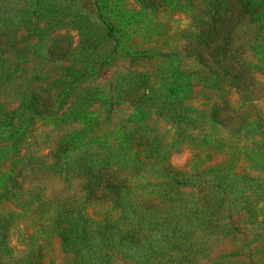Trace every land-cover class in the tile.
Listing matches in <instances>:
<instances>
[{
  "label": "rangeland",
  "instance_id": "obj_1",
  "mask_svg": "<svg viewBox=\"0 0 264 264\" xmlns=\"http://www.w3.org/2000/svg\"><path fill=\"white\" fill-rule=\"evenodd\" d=\"M206 4L0 0V264H264V72L185 55ZM101 169L125 187L90 200Z\"/></svg>",
  "mask_w": 264,
  "mask_h": 264
},
{
  "label": "trees",
  "instance_id": "obj_2",
  "mask_svg": "<svg viewBox=\"0 0 264 264\" xmlns=\"http://www.w3.org/2000/svg\"><path fill=\"white\" fill-rule=\"evenodd\" d=\"M145 8H158L162 6L164 0H137ZM263 2L261 0H207L205 13L200 19L190 36L186 39V45L183 50L185 55L193 58L200 66L204 77L213 84H228L238 90L249 89L254 81L252 68L257 64L264 72V56L259 58V27L262 26L261 18L263 16ZM246 24L257 28L258 39L249 44V49L255 53L256 62L250 61L244 55V48L235 45L236 30L241 24ZM255 57V56H254ZM30 100L23 102L20 110L30 109L37 115H46L47 107L39 101L38 96L30 97ZM15 112H9L3 115L7 120L4 123L11 122ZM212 117L221 121L220 115L216 110L212 111ZM96 171L98 175L92 179L89 171V178L84 184L86 196L90 200L103 198L105 193L100 191L99 187L107 193H117L125 187V181L116 177H99L102 169ZM98 179V180H96ZM122 240V238H121Z\"/></svg>",
  "mask_w": 264,
  "mask_h": 264
}]
</instances>
